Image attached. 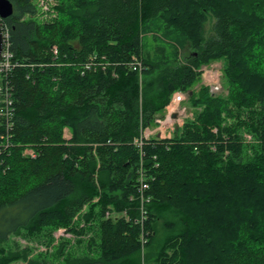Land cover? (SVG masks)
<instances>
[{
	"label": "trees",
	"instance_id": "1",
	"mask_svg": "<svg viewBox=\"0 0 264 264\" xmlns=\"http://www.w3.org/2000/svg\"><path fill=\"white\" fill-rule=\"evenodd\" d=\"M11 1L13 13L0 17L16 60L0 152V242L82 220L83 231L96 223L100 243L92 237L77 255L60 243L62 264H264V0H57L44 22L32 0ZM186 44L185 61L169 65ZM133 57L141 72L128 65ZM89 60L96 64L86 69ZM213 60L228 92L193 90L198 68ZM176 90L196 110L140 151L133 138ZM140 165L149 184L143 223L140 199H130ZM157 221L166 230L155 246ZM143 224L152 233L142 259Z\"/></svg>",
	"mask_w": 264,
	"mask_h": 264
},
{
	"label": "rangeland",
	"instance_id": "2",
	"mask_svg": "<svg viewBox=\"0 0 264 264\" xmlns=\"http://www.w3.org/2000/svg\"><path fill=\"white\" fill-rule=\"evenodd\" d=\"M32 1L35 7L37 6L36 17L40 21L44 22L50 16L55 15L52 6L57 3V0ZM204 29L205 35L209 36L212 30V22L210 21V19L206 22ZM144 38H147V49H149L150 52L153 53L154 44L152 37H150V34H146L144 35ZM188 47L189 45L186 44L185 46L179 48L178 57L176 59H173L171 57L169 59H166L168 61V64L174 65L175 63H183V61H185V55H188L190 52ZM157 60L161 61V59ZM198 71H200L199 81L193 86V90L197 91L203 85H210V90L213 94L228 92V90L225 88L224 81L222 79L221 60H213L210 63L208 62V64H202L198 68ZM139 79V87H141V73H139ZM175 92H182L184 95V101L183 103L181 102V105L171 111V116L174 120V127L177 124L179 125L178 127H182L186 120V117L190 116L191 111L197 106L190 104L187 101V92L176 90L173 93ZM173 93L171 95H173ZM171 98L172 96H170V100ZM178 127L174 128L175 131ZM92 205L93 198L90 199L88 203L82 207L79 215L84 214L87 210V207H92ZM76 217L77 215L75 216V218ZM87 222L88 221L82 220L71 221V224L69 226L60 225L56 228L51 229V235L49 236H51L52 238L47 244L45 243V241H47V238H49V236H38V233L32 234L30 230H27V227L20 229L15 234L9 236L8 240L0 242V257L3 254L4 256L8 255L9 257H14L8 264H32V262H34L35 260L42 261V259L47 260L48 264H62L65 255L56 252V247L58 248L60 243H63V246L65 247L64 252H74L76 255L78 253H84L85 251H87L86 249L89 248L87 242H89L92 237L96 243H100V236L99 233L97 234V225L95 222H93L91 227H86L84 231L82 230V228L86 226ZM162 222L163 221H157V224L155 225L157 229L154 238L155 246H158L159 242L162 240L163 232L164 230H166V227L162 225ZM44 237H46L45 241Z\"/></svg>",
	"mask_w": 264,
	"mask_h": 264
},
{
	"label": "built area",
	"instance_id": "3",
	"mask_svg": "<svg viewBox=\"0 0 264 264\" xmlns=\"http://www.w3.org/2000/svg\"><path fill=\"white\" fill-rule=\"evenodd\" d=\"M2 31V29H1ZM7 34L2 31V50L0 52V152L3 150L5 143L8 142L9 131L12 126V117L14 113L13 107V96H12V86L10 81L8 80V76L16 65V60L13 59V53L8 48V43L6 42ZM53 52L56 53L57 49L55 46H52ZM96 62L94 60H89L85 63V68L94 67ZM128 65L133 70L141 72L143 69V64L140 59L133 57L128 62ZM184 95L182 92H175L172 96V100L169 105H167L163 116H158L155 119V123L158 128L162 127L167 129L169 126L171 129L174 128V120L171 116V111L181 105L183 103ZM178 125V124H177ZM153 129L150 126L145 127L140 136L137 139H134V144L138 146L141 151L143 142L151 136ZM171 137V135H170ZM24 154L35 157V152L26 148L24 150ZM144 167L142 165L139 166L136 181L139 182V187L137 189L138 195L132 196L130 199L133 200L135 197L140 199V210H141V219L140 222L143 223V219L145 217L146 207L144 206L145 201H148V197H145L144 193L148 189L149 184L146 182L143 172ZM105 217H112L114 219H118L119 217H124L128 219L126 210L123 211H114V210H106ZM151 230L145 226V224L141 225L139 231V241L141 244V258L143 259V255L145 253V244L148 242L149 237L151 235ZM142 264H144L142 262Z\"/></svg>",
	"mask_w": 264,
	"mask_h": 264
},
{
	"label": "crops",
	"instance_id": "4",
	"mask_svg": "<svg viewBox=\"0 0 264 264\" xmlns=\"http://www.w3.org/2000/svg\"><path fill=\"white\" fill-rule=\"evenodd\" d=\"M215 72H216V71H215ZM139 81H140V79H139ZM208 85H209V84H208ZM209 87H210V85H209ZM171 96H173V95H171ZM171 100H172V98H171ZM171 100H169V102L165 105V107H164V111H165L167 105H169V103H170ZM195 110H196V107H195V109H193V110L191 111V114H190V116H188V117H191V116L193 115V112H194ZM158 116H160V114L156 115V117H158ZM186 118H187V117H186ZM155 119H156V118H155ZM155 119H154V122H155ZM154 122H153L152 125H150V127L153 129V132L151 133V136H150L149 138H151V137H155V138H170V135L173 136V134H174V132H175V129H174V128L178 126V125H176V126H175L174 128H172V129H171L169 126H167V129L162 128V127L158 128V126H157L156 123H154ZM144 128H145V127H142V128L140 129L139 135L136 136V137H134V138H133V141H134V139H137V138L140 136V133H141V131H142ZM62 136H63V138H65L66 140L72 138V134H71V132H70V130H69V128H68L67 126H64Z\"/></svg>",
	"mask_w": 264,
	"mask_h": 264
},
{
	"label": "water",
	"instance_id": "5",
	"mask_svg": "<svg viewBox=\"0 0 264 264\" xmlns=\"http://www.w3.org/2000/svg\"><path fill=\"white\" fill-rule=\"evenodd\" d=\"M13 13V3L11 0H0V17L6 18ZM2 50V31L0 28V52Z\"/></svg>",
	"mask_w": 264,
	"mask_h": 264
},
{
	"label": "bare ground",
	"instance_id": "6",
	"mask_svg": "<svg viewBox=\"0 0 264 264\" xmlns=\"http://www.w3.org/2000/svg\"><path fill=\"white\" fill-rule=\"evenodd\" d=\"M175 113V112H174Z\"/></svg>",
	"mask_w": 264,
	"mask_h": 264
}]
</instances>
